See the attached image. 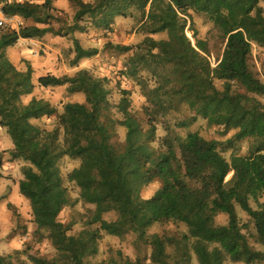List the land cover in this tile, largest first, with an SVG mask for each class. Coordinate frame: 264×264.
<instances>
[{
    "label": "trees",
    "instance_id": "16d2710c",
    "mask_svg": "<svg viewBox=\"0 0 264 264\" xmlns=\"http://www.w3.org/2000/svg\"><path fill=\"white\" fill-rule=\"evenodd\" d=\"M69 1L76 13L67 25L49 1L7 0V15L23 26L0 29V129L12 141L10 159L26 164L19 194L30 203L37 235L52 243L60 264H264V252L251 245L264 248V82L252 67L255 51L264 52V0ZM195 17L210 22L221 43L215 66L208 43L194 46L188 37L196 39ZM128 20L137 22L138 42L114 43ZM91 31L104 38L101 51L76 39ZM47 37L71 43L75 73L35 82L33 66L18 69L8 53ZM101 52L130 60L111 61L114 77L80 69ZM56 89L84 95L86 104L67 103L59 112L35 96ZM137 89L146 101L136 110ZM112 109L117 119L106 124L101 116ZM200 122L235 134L208 141L197 132L188 142L174 134ZM67 163L78 166L65 172ZM80 203L88 218L70 235L61 216ZM145 225L162 231L149 241L146 259L111 250L98 260L107 238L124 244ZM0 264H15L14 257L0 255Z\"/></svg>",
    "mask_w": 264,
    "mask_h": 264
},
{
    "label": "rangeland",
    "instance_id": "374dc122",
    "mask_svg": "<svg viewBox=\"0 0 264 264\" xmlns=\"http://www.w3.org/2000/svg\"><path fill=\"white\" fill-rule=\"evenodd\" d=\"M53 4V8L58 11L59 17L63 19L67 25L72 24V20L76 13L75 6L69 0H34L35 3L48 2ZM264 8V3L262 5ZM20 27L23 23L19 20ZM137 22L135 20L121 21L120 30L117 35H114V43L129 46L138 42V38L132 34ZM195 29L196 39H193V32H188V37L192 40L195 46L197 41L208 43L210 53L212 54L211 61L215 66L218 58L222 56L221 43L213 31L210 22L205 19L195 17L190 21V25ZM58 30L63 26L56 25ZM101 34L91 31L86 35L76 34V39L80 41L86 49L102 50L104 46V38ZM71 43L60 37H47L43 41H33L27 44H21L16 49L8 53L9 60L20 70L24 68V62L30 63L35 70V82L41 76L52 74L56 76L73 75L75 72L70 68L71 56L69 49ZM130 60L129 57H116L114 55H107L101 52L98 59L83 63L80 69L88 71L93 77L99 78L105 75L113 76L116 71L115 66L111 61L124 65ZM253 70L259 76L260 80L264 82L262 77V69L264 65V52L255 51L253 61ZM35 96L39 100H46L61 112L62 107L67 103L86 104V97L84 95H70L66 89H56L48 91H36ZM117 100L116 95H114ZM146 99L137 89L133 96V106L137 110ZM117 115L112 109L101 116V120L108 124L116 121ZM51 124V123H49ZM200 133L206 140H227L231 138L235 131L224 130L217 127H209L205 122H200L191 130H174V134L182 142H188L190 136L194 133ZM124 138V132L121 131ZM244 150L247 149V144H244ZM13 148L11 139L5 131L0 129V174L3 179L0 180V255L5 257H14L15 264H60L58 254L49 240L43 239L37 235V228L34 226L31 214L30 203L20 196L19 183L22 174L21 168L26 166L24 162L14 161L10 159L7 154ZM78 166L77 163H67L65 172L72 170ZM161 183H156L150 189L145 191V197L149 198L161 188ZM13 205L16 208V213L9 209ZM238 216L245 221L246 215L237 208ZM20 216V221L16 216ZM88 218V208L82 203L75 208L66 210L62 216L61 221L65 226H72L70 235H77L84 227ZM220 224H227V218L220 215L217 219ZM162 231L158 226L145 225L141 228L138 235H133L124 244L117 239L107 238L101 246V255L98 260H105L109 257L110 251L122 250L126 256L132 260L138 258L146 259L148 257L149 241L155 236H161ZM252 247L258 252H264V248L251 241ZM146 264H149L147 261ZM194 264H197L194 262Z\"/></svg>",
    "mask_w": 264,
    "mask_h": 264
},
{
    "label": "built area",
    "instance_id": "2783aa9c",
    "mask_svg": "<svg viewBox=\"0 0 264 264\" xmlns=\"http://www.w3.org/2000/svg\"><path fill=\"white\" fill-rule=\"evenodd\" d=\"M18 3H34V0H15ZM7 0H0V29L3 30H19L20 23L15 17H11L6 13Z\"/></svg>",
    "mask_w": 264,
    "mask_h": 264
},
{
    "label": "crops",
    "instance_id": "0c3cea01",
    "mask_svg": "<svg viewBox=\"0 0 264 264\" xmlns=\"http://www.w3.org/2000/svg\"><path fill=\"white\" fill-rule=\"evenodd\" d=\"M28 42H33V41H21L17 46H16V48L19 46V45H21V44H27ZM16 48H14V49H16ZM14 49H12V50H14ZM11 50V51H12Z\"/></svg>",
    "mask_w": 264,
    "mask_h": 264
}]
</instances>
